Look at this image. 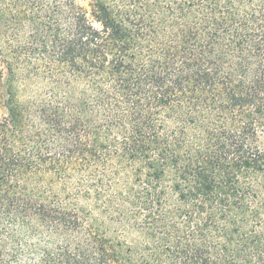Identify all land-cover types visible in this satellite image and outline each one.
<instances>
[{
    "label": "trees",
    "instance_id": "trees-1",
    "mask_svg": "<svg viewBox=\"0 0 264 264\" xmlns=\"http://www.w3.org/2000/svg\"><path fill=\"white\" fill-rule=\"evenodd\" d=\"M0 264H264V0H0Z\"/></svg>",
    "mask_w": 264,
    "mask_h": 264
}]
</instances>
